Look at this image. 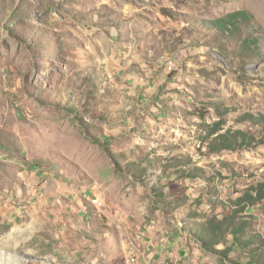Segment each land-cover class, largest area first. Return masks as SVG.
<instances>
[{"label": "rangeland", "instance_id": "1", "mask_svg": "<svg viewBox=\"0 0 264 264\" xmlns=\"http://www.w3.org/2000/svg\"><path fill=\"white\" fill-rule=\"evenodd\" d=\"M261 186L264 0H0V256L247 264L195 229ZM240 219L264 240V199Z\"/></svg>", "mask_w": 264, "mask_h": 264}, {"label": "trees", "instance_id": "2", "mask_svg": "<svg viewBox=\"0 0 264 264\" xmlns=\"http://www.w3.org/2000/svg\"><path fill=\"white\" fill-rule=\"evenodd\" d=\"M233 19L234 20L229 23L218 25L219 30L222 32L223 41V43L221 41L220 46L224 45V42H232L234 40V37L238 33L237 26L233 22L235 21L236 17H233ZM245 47L246 46L242 45L240 47V50L244 52ZM222 141L226 146L230 147L241 146L243 143L249 144L242 133H237V135H233L229 138L223 137ZM30 168L33 169L34 166H30ZM197 170L198 169H189L187 171V177L194 178V176H197L195 173ZM135 172L137 173V175L145 178L147 174V168L146 166L142 167L141 165L138 166V169L135 170ZM182 174H184L183 171ZM262 187L264 186H261V189L255 188L254 190H251L254 195L251 193H245L240 198H238L234 203L235 209L229 216L220 220L212 218L210 221H207L206 223L196 227V236L198 237L204 248H207L214 253L221 254L224 258H228V253L232 251V247H238L243 250L248 249L251 262L247 264H264V252H262L261 250V248H264V240H261L260 237L256 238L252 235H249V222L243 221V219L236 221L237 215L243 212L246 206L251 207L255 203L260 202L264 199V188L262 189ZM170 188L171 190L173 189V187ZM163 196L164 193L162 191H158V193H156V197L159 199H162ZM195 215L197 216L196 213H193L191 217H194ZM227 235L231 237V246H227L220 252L214 250L213 248L215 246L225 242V238Z\"/></svg>", "mask_w": 264, "mask_h": 264}, {"label": "bare ground", "instance_id": "3", "mask_svg": "<svg viewBox=\"0 0 264 264\" xmlns=\"http://www.w3.org/2000/svg\"><path fill=\"white\" fill-rule=\"evenodd\" d=\"M33 230V229H32ZM13 231V230H12ZM28 232V231H27ZM31 232V230L29 231ZM33 232V231H32ZM28 237L27 233L21 232L19 230L9 232L5 234L1 238V242L4 244L1 245H9L11 248H18V246ZM16 259H11V256L8 254V252H5L1 254L0 256V263L1 264H15Z\"/></svg>", "mask_w": 264, "mask_h": 264}, {"label": "built area", "instance_id": "4", "mask_svg": "<svg viewBox=\"0 0 264 264\" xmlns=\"http://www.w3.org/2000/svg\"><path fill=\"white\" fill-rule=\"evenodd\" d=\"M169 63H171V64H172V60H170V61H169Z\"/></svg>", "mask_w": 264, "mask_h": 264}]
</instances>
